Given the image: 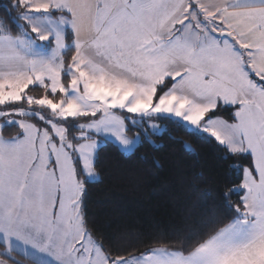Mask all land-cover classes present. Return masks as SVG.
I'll list each match as a JSON object with an SVG mask.
<instances>
[{
    "label": "snow or ice",
    "instance_id": "snow-or-ice-1",
    "mask_svg": "<svg viewBox=\"0 0 264 264\" xmlns=\"http://www.w3.org/2000/svg\"><path fill=\"white\" fill-rule=\"evenodd\" d=\"M4 11L0 264H20L13 252L41 264H264V0H9ZM137 117L176 118L239 165L223 210L186 215L175 250L133 255L135 244L98 238L88 214L99 138L149 143Z\"/></svg>",
    "mask_w": 264,
    "mask_h": 264
},
{
    "label": "trees",
    "instance_id": "trees-1",
    "mask_svg": "<svg viewBox=\"0 0 264 264\" xmlns=\"http://www.w3.org/2000/svg\"><path fill=\"white\" fill-rule=\"evenodd\" d=\"M8 3L0 0V20L6 17L4 6ZM151 122H157L161 131L145 132L143 122L136 125L149 143L141 139L129 153L118 150L110 140L103 141L95 161L97 177L90 180L87 193L88 214L97 237L121 250L135 244L133 255L157 247L175 250L179 247L176 236L185 228L184 217H206L214 209L222 211L227 188L239 179L235 170L239 165L226 164L206 135L189 134L191 128L186 131L176 118ZM10 134L15 135V131ZM136 134L128 133V137ZM12 259L37 264L17 252L12 253Z\"/></svg>",
    "mask_w": 264,
    "mask_h": 264
},
{
    "label": "rangeland",
    "instance_id": "rangeland-1",
    "mask_svg": "<svg viewBox=\"0 0 264 264\" xmlns=\"http://www.w3.org/2000/svg\"><path fill=\"white\" fill-rule=\"evenodd\" d=\"M164 115H166V114H164ZM140 123H141V121H137V125H139L140 126ZM151 124H155L156 125V128H152L151 127ZM161 129H162V127L157 123V122H149L148 123V125H146V128L145 129H143L145 132H160L161 131ZM137 135V134H136ZM129 139L131 140V139H133V138H130L129 137ZM105 140H110V141H112V142H114L117 146H118V144H117V142H115V140H114V138H111V137H109V138H107V139H104V138H99V146L103 143V141H105ZM140 141V140H139ZM139 141H137L134 145H133V147L131 148V149H129V150H123V149H121L123 152H125V153H129V152H131V151H133V149L138 145V143H139ZM96 177H97V174L95 173V171H94V175H93V178L91 179V180H95L96 179ZM6 247V246H5ZM25 254V253H24ZM23 255V254H22ZM25 257H27V258H29V259H31V260H33L34 262H36L37 264H41V262L43 261V260H46L47 259V257L46 256H37V257H30V256H28V255H24ZM1 259V258H0Z\"/></svg>",
    "mask_w": 264,
    "mask_h": 264
},
{
    "label": "crops",
    "instance_id": "crops-1",
    "mask_svg": "<svg viewBox=\"0 0 264 264\" xmlns=\"http://www.w3.org/2000/svg\"><path fill=\"white\" fill-rule=\"evenodd\" d=\"M23 255H27L26 253L24 254V253H22Z\"/></svg>",
    "mask_w": 264,
    "mask_h": 264
}]
</instances>
